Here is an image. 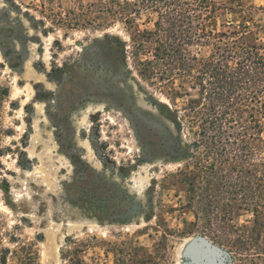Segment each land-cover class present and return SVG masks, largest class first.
I'll use <instances>...</instances> for the list:
<instances>
[{"label": "rangeland", "instance_id": "1", "mask_svg": "<svg viewBox=\"0 0 264 264\" xmlns=\"http://www.w3.org/2000/svg\"><path fill=\"white\" fill-rule=\"evenodd\" d=\"M137 1L0 0V264L13 235L38 245L40 264H66L71 239L89 245L86 264H116L124 249L136 250L133 264L229 262L176 176L195 160L175 153L190 143L175 111L199 92L140 77L132 35L158 15L118 4ZM212 1L216 32L249 26L264 43V0ZM254 219L242 211L232 225Z\"/></svg>", "mask_w": 264, "mask_h": 264}, {"label": "trees", "instance_id": "2", "mask_svg": "<svg viewBox=\"0 0 264 264\" xmlns=\"http://www.w3.org/2000/svg\"><path fill=\"white\" fill-rule=\"evenodd\" d=\"M118 4L130 15L142 9L158 15L153 30L137 29L132 35L140 77L161 86L187 79L199 92L184 110L175 111L190 142L180 139L175 153L192 152L195 160L194 169H181L176 176L193 194L197 217L212 226L207 237L228 252L231 264H264V43L248 39L249 26L216 32L212 21L218 7L212 0ZM246 210L255 217L253 227L236 228L235 217ZM226 231L236 232L237 239L227 238ZM11 240L15 249L1 251L5 264H40L37 244L15 235ZM88 247L69 240L66 264H86L82 255ZM120 253L123 259L116 264L135 262V249Z\"/></svg>", "mask_w": 264, "mask_h": 264}, {"label": "water", "instance_id": "3", "mask_svg": "<svg viewBox=\"0 0 264 264\" xmlns=\"http://www.w3.org/2000/svg\"><path fill=\"white\" fill-rule=\"evenodd\" d=\"M195 245L197 246V247H200V248H202V249H205V250H209V251H212V253H215V251H214V248L208 243V241L205 239V238H203V237H200V238H197L196 239V241H195ZM216 255H217V253H216ZM215 255V256H216ZM218 257H217V259L215 258L212 262H214L215 264H231L230 262H231V258H230V260H229V262H225L224 261V259H223V257L222 256H220V255H217Z\"/></svg>", "mask_w": 264, "mask_h": 264}]
</instances>
